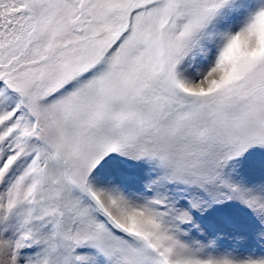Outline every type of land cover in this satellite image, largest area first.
<instances>
[{"label": "snow or ice", "instance_id": "snow-or-ice-1", "mask_svg": "<svg viewBox=\"0 0 264 264\" xmlns=\"http://www.w3.org/2000/svg\"><path fill=\"white\" fill-rule=\"evenodd\" d=\"M0 264H264V0H0Z\"/></svg>", "mask_w": 264, "mask_h": 264}]
</instances>
